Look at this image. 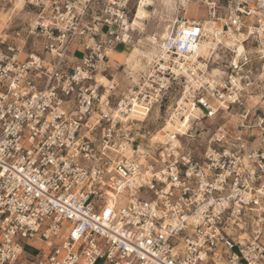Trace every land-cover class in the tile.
I'll use <instances>...</instances> for the list:
<instances>
[{
	"label": "built area",
	"instance_id": "built-area-1",
	"mask_svg": "<svg viewBox=\"0 0 264 264\" xmlns=\"http://www.w3.org/2000/svg\"><path fill=\"white\" fill-rule=\"evenodd\" d=\"M16 1L39 50L0 37V264H264V0H154L166 36L117 96L95 77L127 1ZM173 96L185 132L139 138L129 114Z\"/></svg>",
	"mask_w": 264,
	"mask_h": 264
},
{
	"label": "rangeland",
	"instance_id": "rangeland-1",
	"mask_svg": "<svg viewBox=\"0 0 264 264\" xmlns=\"http://www.w3.org/2000/svg\"><path fill=\"white\" fill-rule=\"evenodd\" d=\"M107 1L108 0H101V2L104 4L105 7H109L107 6ZM138 1L139 0H127V3L125 4L124 8L120 9L119 7L115 6L113 7V9H114V13H117V11L119 12L118 17H115L117 22L121 23V21L123 22V20L126 19L124 21L125 23L123 22V24L127 25L125 27H127V34L129 36V39L126 45L123 46L124 48L123 51H125L126 53L127 52L130 53L132 52V53L130 54L131 57L129 55L123 56L125 63L130 66H138L139 64H144L143 65L144 67L145 64L150 61L151 55H153V51L151 50L148 44V38L153 34L162 35L163 31L165 32V29L168 26V22L171 19L170 15H172L171 12L172 7L159 5L158 2H155L154 7L152 8L147 7L146 12L143 14V16L142 15L138 16L136 14ZM189 1L190 4L186 9V15L188 17H195L198 19L206 18L207 16L206 7L200 4L199 0H189ZM19 8L20 6H18V8L15 11H12L10 8L0 5V12L12 13L9 18V21L7 22V28L3 29L0 32L1 35L0 37L4 38V36L6 35V39L8 42L14 41L16 43V46L20 50L19 58L23 59L26 54L39 50V44L36 40L31 39L30 37L27 36L26 22L28 16L23 11L19 12L18 11ZM154 10H156V12ZM122 11H124L123 16H125V18L121 17ZM143 67L141 68L136 67V69L134 70L137 71L143 69ZM119 72L120 71H117L118 74L116 79H118L120 87L118 86V88L114 92L116 96L120 93H123L124 90L126 89V88H122L123 85L121 84V81L124 80V77H122L121 73L119 74ZM111 74L115 75V72H111ZM100 77L102 79V84L107 85L108 82L106 83V81L107 79H109V75L105 74L104 76L105 78L103 76ZM176 99L177 97L174 96L171 97L167 102H165L164 106L160 109L159 112L157 111V109L153 108L146 118H142L138 116V120H140L139 122L142 121L141 123H138L136 126V128L139 129V131L137 132V134L140 136L139 138H142L144 136L145 140L147 141L148 138L154 134V132L161 129L165 114L168 108L175 102ZM256 101L257 100H253V102ZM261 106L264 108V104H262ZM220 123L221 122L217 119L209 123L202 122V125L205 128H209L210 130H212L216 127L217 124ZM203 136L204 138H206L207 133H205ZM20 243L22 244L23 242L20 241ZM25 253L28 256H34L36 254V252L30 248H26Z\"/></svg>",
	"mask_w": 264,
	"mask_h": 264
},
{
	"label": "bare ground",
	"instance_id": "bare-ground-1",
	"mask_svg": "<svg viewBox=\"0 0 264 264\" xmlns=\"http://www.w3.org/2000/svg\"><path fill=\"white\" fill-rule=\"evenodd\" d=\"M127 0H123V2H125ZM159 5H164V6H170L169 4H167L166 2H161V1H157ZM154 3L155 1L154 0H139L137 2V15L140 16L146 12V8L147 7H154ZM18 6H20L19 8V12L21 11V8H22V3L20 1H16L14 3V8L15 10L18 8ZM157 6V5H156ZM3 8V7H2ZM158 8V7H157ZM159 9V8H158ZM157 9V10H158ZM12 11H15L14 9H11ZM11 11V12H12ZM12 13L10 12H0V32L3 30V29H6L7 28V22L9 21V18L11 16ZM145 16V15H144ZM125 23V22H124ZM127 26V25H125ZM127 28V27H126ZM163 35V36H162ZM162 35H159V38L160 39H163L165 36H166V32L163 31ZM1 36V35H0ZM152 41V44H155V42H153L152 40V36H149L148 38V43ZM204 47H202L200 49V53H203L204 52ZM135 51V49H134ZM137 51V49H136ZM132 53V52H131ZM130 52H122L121 54L119 55H114V54H111L110 57L113 58V59H117V60H121L123 58L124 55H129L131 57V54ZM138 53V52H137ZM144 55V54H143ZM151 55V54H150ZM148 56V55H147ZM152 56V55H151ZM149 57V56H148ZM129 59V57H128ZM127 59V60H128ZM96 81L101 83L102 84V79L100 77V75H97L95 77ZM107 83V81H106ZM138 116L142 117V118H146L147 115L145 112H141L140 110H133L130 114H129V118L130 119H136L138 120ZM140 121V120H139ZM188 122H189V118H185V120L181 123V126L180 127H175V128H172L171 126L167 125L165 127H162L160 130L156 131L155 134L152 135V139H151V142H154V141H157V140H160L161 137L163 136V133L166 132L167 130L169 131H178L180 133H183L185 132V130L187 129L188 127Z\"/></svg>",
	"mask_w": 264,
	"mask_h": 264
},
{
	"label": "crops",
	"instance_id": "crops-1",
	"mask_svg": "<svg viewBox=\"0 0 264 264\" xmlns=\"http://www.w3.org/2000/svg\"><path fill=\"white\" fill-rule=\"evenodd\" d=\"M156 12V10H154ZM123 46H118L115 51L112 53L114 55H119L120 53L124 52V48ZM142 65V66H141ZM144 64H139L138 66H130L128 64L125 63V60L124 58H122L121 60H117L116 58L113 59L111 57L108 58V61H107V66H108V69H107V72L106 74L109 75V78H113L114 82L117 84V87L118 86L120 87L119 85V82H118V79H116L117 77V71H120L119 74L121 73L122 77H124V80L121 81V84L123 85L122 88H127L128 86H130L133 82V78L132 77H126L125 73L127 70H131L133 72H137L135 71L134 69H136V67H143ZM133 67V68H132ZM138 68V69H140ZM111 72H115V75L111 74Z\"/></svg>",
	"mask_w": 264,
	"mask_h": 264
}]
</instances>
